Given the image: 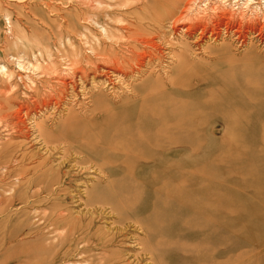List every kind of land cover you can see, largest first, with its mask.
Wrapping results in <instances>:
<instances>
[{"label":"rangeland","instance_id":"374dc122","mask_svg":"<svg viewBox=\"0 0 264 264\" xmlns=\"http://www.w3.org/2000/svg\"><path fill=\"white\" fill-rule=\"evenodd\" d=\"M193 1L0 0V264H264V35L181 33L264 0Z\"/></svg>","mask_w":264,"mask_h":264},{"label":"bare ground","instance_id":"6f19581e","mask_svg":"<svg viewBox=\"0 0 264 264\" xmlns=\"http://www.w3.org/2000/svg\"><path fill=\"white\" fill-rule=\"evenodd\" d=\"M191 2H194L193 0H189V3H186L185 4V6H184V9H183V11H181V14L179 15V18L181 19V18H184V14L185 13H188L189 11H191L190 9H191V6H193V4L190 6V3ZM247 4V3H246ZM212 8H214V7H212ZM237 8V7H236ZM211 11V13H202V15H201V12L198 14H195L194 16H193V18H191V20H192V23L191 24H189V25H184V27H183V30H181L182 32L181 33H183V35H184V37H186L187 39H189V38H192V36L196 33V32H198L199 34H200V36H199V39H201L202 40V43H203V39H208L209 37V39H211V38H213V39H215L216 41L217 40H219L220 38H221V33L223 32V35L225 34L226 36H232V37H234V38H236L237 37V39L238 40H240V43L241 44H243V45H245V44H247L248 42L246 41V37L245 36H248V35H250V34H253L254 32H258V34L259 35H264V19L263 18H261V16H259V15H257V13L254 15V17H253V19H246V16H245V14L242 12L241 13V11H240V13L239 14H235V13H232L231 11H229L228 9V11H221V10H217V9H210ZM233 11V10H232ZM251 12V11H250ZM248 14V13H247ZM250 16V15H249ZM179 18H178V20H179ZM178 21H176V23H177ZM174 25V27H176L175 26V24H173ZM173 27V26H172ZM179 30H180V28H179ZM255 34V33H254ZM257 34V35H258ZM222 35V36H223ZM224 35V36H225ZM256 35V34H255ZM253 36V35H252ZM182 37V36H181ZM196 37V36H195ZM256 38V37H255ZM261 38H262V36H261ZM182 39H184V38H182ZM264 38H262V39H260L261 40V42H264V41H262ZM159 40V39H158ZM259 40V39H258ZM207 41V40H206ZM151 42V41H150ZM149 42V43H150ZM209 42H211V41H209ZM147 41H144V44L141 46L142 48H144L146 45L148 46V47H153L152 45H150ZM195 43H196V41H195ZM149 44V45H148ZM214 44V43H213ZM249 44V43H248ZM259 44V43H258ZM155 45V44H154ZM242 45V46H243ZM158 46V45H157ZM244 47H246V46H244ZM153 49V48H152ZM133 55V54H132ZM137 55V54H136ZM258 55H260V54H258ZM138 56V55H137ZM149 56H150V53H149ZM148 56V57H149ZM224 56V55H223ZM139 57H141V59H140V66L144 63V61L147 59V55H146V53H144V52H142V54L139 56ZM152 57H153V55H152ZM155 57V56H154ZM153 57V58H154ZM211 57V56H210ZM153 58H151V60L153 59ZM134 59H136V58H134ZM224 59V58H223ZM155 60H157V59H155ZM138 61V60H137ZM245 61V60H244ZM246 61H248V60H246ZM148 62V61H147ZM149 62H151L150 60H149ZM148 62V63H149ZM256 63H258V61H255ZM260 62V61H259ZM146 63V62H145ZM144 63V64H145ZM262 63V62H261ZM138 64V63H137ZM246 65L248 64V63H245ZM252 65H253V63H251ZM139 65V64H138ZM150 65H151V63H150ZM245 65V66H246ZM116 66V65H115ZM244 66V67H245ZM254 67H255V65H254ZM257 67V66H256ZM255 67V68H256ZM261 67V66H260ZM259 67V68H260ZM239 69V68H238ZM117 70V69H116ZM130 70V69H129ZM115 71V70H114ZM127 71V70H126ZM255 71V70H254ZM258 71V70H257ZM261 71H262V69H261ZM233 72V71H232ZM245 72V71H244ZM260 72V71H259ZM262 72H264V71H262ZM110 73V72H109ZM224 73V72H223ZM231 73V72H230ZM242 74H245V73H243V72H241ZM240 72H239V74L240 75H242ZM255 73H257V72H255ZM121 74V73H120ZM178 74V73H177ZM260 74V73H259ZM245 75H247V74H245ZM248 75H249V73H248ZM247 75V76H248ZM126 76V75H125ZM237 76V75H236ZM252 76H256L255 77V83H258L257 85H255L254 84V89H256L258 86L259 87H262V86H264V79H263V76H261L260 75V77H259V80L257 79V74L256 75H252ZM120 77V76H119ZM243 77V76H242ZM195 78V77H194ZM239 78V77H238ZM246 78V77H245ZM249 79L251 78V76H249L248 77ZM254 78V77H253ZM261 78V79H260ZM108 79V78H107ZM242 79V78H241ZM246 80H247V78H246ZM252 79H250L249 81H251ZM261 80V81H260ZM240 81V80H239ZM231 82V81H230ZM253 82V83H254ZM263 82V83H262ZM234 83V82H233ZM237 83V82H236ZM240 83V82H239ZM241 84V83H240ZM243 84V83H242ZM245 84V83H244ZM243 84V85H244ZM236 85V84H235ZM252 85V84H251ZM238 86V85H237ZM241 86V85H240ZM250 87V86H249ZM248 87V88H249ZM258 87V88H259ZM235 86H234V84L232 85V87L230 88L232 91H234L235 92ZM240 88V87H239ZM244 89H246V87H243ZM250 88H252V87H250ZM263 88V87H262ZM114 89V88H113ZM227 89V88H226ZM260 90H262L261 88H259ZM221 91L223 90H225V89H220ZM226 91V90H225ZM225 91L223 92V93H225ZM250 91V90H249ZM255 91V90H254ZM253 91V92H254ZM216 92V91H215ZM240 92V91H239ZM243 92H246V91H243ZM248 92V91H247ZM246 92V93H247ZM226 93H227V91H226ZM252 93V92H251ZM222 94V93H221ZM231 95L233 94V93H230ZM229 94V95H230ZM242 94V93H241ZM236 95V94H235ZM226 96V95H225ZM239 97V99L235 102L234 101V103L235 104H241V102L242 101H248V100H252L253 99V95L251 96V95H245L244 94V96H243V94L242 95H239L238 96ZM252 97V98H251ZM232 99V98H231ZM230 99V100H231ZM255 99V98H254ZM259 99V98H258ZM233 100V99H232ZM261 100V99H260ZM258 101V100H257ZM227 103V102H226ZM232 103V102H231ZM229 104V103H228ZM243 104V103H242ZM233 108V107H232ZM242 108V107H241ZM228 109V108H227ZM140 110V109H139ZM113 134V133H112ZM138 137V136H137ZM48 138V137H47ZM54 149V148H53ZM113 150V149H112ZM139 169V168H138ZM165 208V207H164ZM212 209V208H211ZM139 211V210H138ZM184 221H185V219H184ZM186 222H187V220H186ZM191 222V221H190ZM195 222V221H194ZM198 224V223H197ZM182 226H184V225H182ZM192 226V225H191ZM146 228V227H145ZM199 230V229H198ZM148 231V230H147ZM162 238H160V240H161ZM168 241V240H167ZM165 242H166V240H165ZM162 243V242H161ZM145 245V244H144ZM159 245V244H158ZM168 245H169V242H168ZM155 246V245H154ZM149 251H151L150 249H149ZM151 253V252H150ZM166 255V254H165ZM167 256V255H166ZM165 256V257H166ZM184 256V255H183ZM196 256V255H195ZM222 256V255H221ZM164 257V258H165ZM160 258V257H159ZM178 258V257H177ZM186 258V257H185ZM156 259H158V258H156ZM169 259H171V258H169ZM175 259V258H174ZM162 260V259H161ZM179 261V260H178ZM163 262V261H162ZM169 262V261H168ZM173 262V261H172ZM183 262V261H182ZM225 262V261H224ZM224 262H223V264H224ZM187 263V262H186ZM228 263V262H227ZM163 264V263H162ZM174 264H177V263H174ZM184 264H185V262H184Z\"/></svg>","mask_w":264,"mask_h":264}]
</instances>
